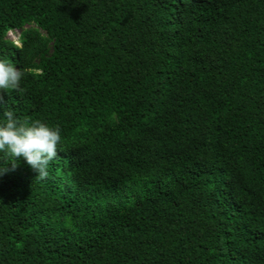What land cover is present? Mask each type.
<instances>
[{
  "label": "trees",
  "instance_id": "16d2710c",
  "mask_svg": "<svg viewBox=\"0 0 264 264\" xmlns=\"http://www.w3.org/2000/svg\"><path fill=\"white\" fill-rule=\"evenodd\" d=\"M0 59V123L61 135L0 177V264H264V0H0Z\"/></svg>",
  "mask_w": 264,
  "mask_h": 264
},
{
  "label": "clouds",
  "instance_id": "9594fccd",
  "mask_svg": "<svg viewBox=\"0 0 264 264\" xmlns=\"http://www.w3.org/2000/svg\"><path fill=\"white\" fill-rule=\"evenodd\" d=\"M25 71L0 59V89L23 95L25 88L21 81ZM3 116L5 120L0 123V177L14 171L19 159L23 158L37 173L35 179L45 180L49 176L50 162L58 155L60 128L50 127L39 119H20L11 108H5Z\"/></svg>",
  "mask_w": 264,
  "mask_h": 264
},
{
  "label": "rangeland",
  "instance_id": "374dc122",
  "mask_svg": "<svg viewBox=\"0 0 264 264\" xmlns=\"http://www.w3.org/2000/svg\"><path fill=\"white\" fill-rule=\"evenodd\" d=\"M29 27V25L25 26V28ZM21 29H11L7 32L6 37L14 42V44H20V39H19V33Z\"/></svg>",
  "mask_w": 264,
  "mask_h": 264
}]
</instances>
